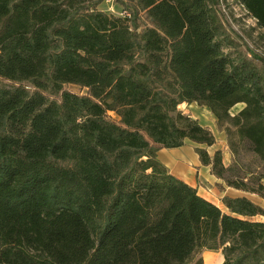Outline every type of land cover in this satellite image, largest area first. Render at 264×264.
<instances>
[{
	"label": "trees",
	"instance_id": "16d2710c",
	"mask_svg": "<svg viewBox=\"0 0 264 264\" xmlns=\"http://www.w3.org/2000/svg\"><path fill=\"white\" fill-rule=\"evenodd\" d=\"M103 1L0 0V264H264V205L224 210L158 157L216 141L179 108L207 105L232 159L201 162L264 196V56L226 50L220 0Z\"/></svg>",
	"mask_w": 264,
	"mask_h": 264
},
{
	"label": "crops",
	"instance_id": "0c3cea01",
	"mask_svg": "<svg viewBox=\"0 0 264 264\" xmlns=\"http://www.w3.org/2000/svg\"><path fill=\"white\" fill-rule=\"evenodd\" d=\"M179 108L190 116L197 118L201 124L208 127L214 133L216 141L212 145H207L187 140L180 146L163 147L158 151L159 159L167 165L173 174L189 184L196 186L201 195L217 203V205L224 210H228L222 201V197L226 194L235 196L246 193L254 201L264 205L263 196H257L256 193L246 192L225 184L211 172L209 165H205L201 162L198 152L194 149L197 145L206 147L211 154H213L216 149L222 150L223 159L226 164H229L231 159L230 156L228 157L230 147L227 145L226 134L223 130L219 129L217 118L211 109L207 105H200L195 101L187 103L182 102ZM203 257V264H208V262L213 263L214 260L217 259H220L219 264H222L224 261V254L221 249H204Z\"/></svg>",
	"mask_w": 264,
	"mask_h": 264
},
{
	"label": "rangeland",
	"instance_id": "374dc122",
	"mask_svg": "<svg viewBox=\"0 0 264 264\" xmlns=\"http://www.w3.org/2000/svg\"><path fill=\"white\" fill-rule=\"evenodd\" d=\"M100 7L115 14L130 11L121 0H104L100 4ZM219 10L223 24L233 42L231 47H227L226 50L235 54L237 47L241 48L242 51L249 48L257 52V54L264 56V28L259 25L257 19L248 11L242 2L240 0H220ZM67 87L76 92L85 91V89L80 88L76 84H68ZM242 106H244L243 102L237 103L232 107L231 111L236 113ZM231 154L232 152L230 150L228 157L230 156L232 159ZM254 218L264 219V216L258 215ZM199 256L203 257V250Z\"/></svg>",
	"mask_w": 264,
	"mask_h": 264
},
{
	"label": "bare ground",
	"instance_id": "6f19581e",
	"mask_svg": "<svg viewBox=\"0 0 264 264\" xmlns=\"http://www.w3.org/2000/svg\"><path fill=\"white\" fill-rule=\"evenodd\" d=\"M216 259H217V258H216ZM219 260H220V259L214 260V262H213V263H211V262H208V264H219Z\"/></svg>",
	"mask_w": 264,
	"mask_h": 264
},
{
	"label": "built area",
	"instance_id": "2783aa9c",
	"mask_svg": "<svg viewBox=\"0 0 264 264\" xmlns=\"http://www.w3.org/2000/svg\"><path fill=\"white\" fill-rule=\"evenodd\" d=\"M125 13H128V12H125Z\"/></svg>",
	"mask_w": 264,
	"mask_h": 264
}]
</instances>
